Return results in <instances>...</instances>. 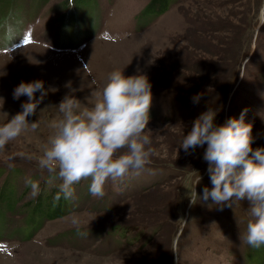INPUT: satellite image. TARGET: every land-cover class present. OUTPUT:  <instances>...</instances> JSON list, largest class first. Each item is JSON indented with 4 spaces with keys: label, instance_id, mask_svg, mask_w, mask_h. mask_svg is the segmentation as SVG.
<instances>
[{
    "label": "rangeland",
    "instance_id": "374dc122",
    "mask_svg": "<svg viewBox=\"0 0 264 264\" xmlns=\"http://www.w3.org/2000/svg\"><path fill=\"white\" fill-rule=\"evenodd\" d=\"M149 1L0 0V123L27 100L13 99L19 83L42 80L47 91L27 118L39 127L0 151V264H264V246L253 249L239 238L248 201L193 205L199 175L198 195L212 187L208 164L203 148H179L209 107L217 124L246 109L252 147H264V0H173L159 16L144 11ZM7 25L17 40L10 46L2 39ZM115 68L143 73L152 85L145 129L152 163L123 183L109 181L102 198L82 180L70 209L34 230L26 222L29 201L60 182L50 183L37 163L49 124L60 117L57 106L68 94L81 108L91 106L92 92ZM19 152L32 159L17 156L9 167L7 157ZM29 178L39 183L35 197ZM11 195L13 209L6 204Z\"/></svg>",
    "mask_w": 264,
    "mask_h": 264
},
{
    "label": "clouds",
    "instance_id": "9594fccd",
    "mask_svg": "<svg viewBox=\"0 0 264 264\" xmlns=\"http://www.w3.org/2000/svg\"><path fill=\"white\" fill-rule=\"evenodd\" d=\"M3 41L15 43L11 25L4 29ZM152 85L143 73L126 76L124 69L115 68L104 83L92 92L91 106L81 108V102L72 94L65 95L57 106L60 117L49 127L51 134L43 145L38 166L49 174V182L59 180L55 200L74 197V185L89 180L88 191L93 197L105 195L109 182L123 183L125 178L139 176L152 163L151 137L145 129L151 119ZM39 92V99L36 93ZM47 95L42 80L21 82L13 90V99L26 96L21 111L0 123V151L16 140L29 127L35 131L39 121L29 123L28 117L36 113L38 105ZM201 94L192 97L198 103ZM246 109L239 118H229L223 124L215 123L217 112L209 107L192 123L183 135L179 148H203V160L208 164L212 187L205 186L202 196L195 191L197 179L189 196L197 201H212L215 206L233 207L237 201H248L249 218L245 232L239 238L252 247L264 246V147L253 149L252 124L245 122ZM206 145V148H205ZM19 156L31 160L26 152L9 155L7 163L14 167ZM31 195L37 196L39 183L26 180ZM72 225L78 234L81 221L73 217Z\"/></svg>",
    "mask_w": 264,
    "mask_h": 264
},
{
    "label": "trees",
    "instance_id": "16d2710c",
    "mask_svg": "<svg viewBox=\"0 0 264 264\" xmlns=\"http://www.w3.org/2000/svg\"><path fill=\"white\" fill-rule=\"evenodd\" d=\"M173 0H150L145 8V12L153 11L157 16L164 13L172 4ZM60 182H57L54 184L51 188H49L48 191H44L41 193L37 200L35 201H29V203L32 204V206L29 208L30 212L27 215L26 222L28 225L32 226L34 223V230L45 220L49 218H53L56 216H59L67 209H70L68 200H65L61 197L59 201L55 200V196L57 192L59 191L58 185ZM6 203L10 209L14 208L15 205V199L14 196H9V198H6ZM35 232L32 234L23 233L21 234V238H29L34 235Z\"/></svg>",
    "mask_w": 264,
    "mask_h": 264
}]
</instances>
